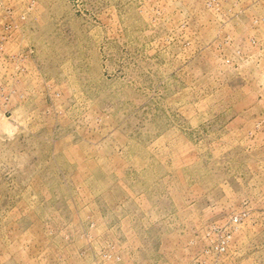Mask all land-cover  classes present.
Returning a JSON list of instances; mask_svg holds the SVG:
<instances>
[{
	"label": "rangeland",
	"instance_id": "obj_1",
	"mask_svg": "<svg viewBox=\"0 0 264 264\" xmlns=\"http://www.w3.org/2000/svg\"><path fill=\"white\" fill-rule=\"evenodd\" d=\"M0 264H264V0H0Z\"/></svg>",
	"mask_w": 264,
	"mask_h": 264
}]
</instances>
